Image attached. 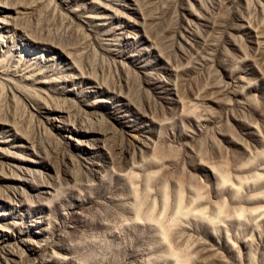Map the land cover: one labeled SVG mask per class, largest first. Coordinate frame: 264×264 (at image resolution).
Here are the masks:
<instances>
[{
  "label": "rangeland",
  "instance_id": "obj_1",
  "mask_svg": "<svg viewBox=\"0 0 264 264\" xmlns=\"http://www.w3.org/2000/svg\"><path fill=\"white\" fill-rule=\"evenodd\" d=\"M0 264H264V0H0Z\"/></svg>",
  "mask_w": 264,
  "mask_h": 264
}]
</instances>
